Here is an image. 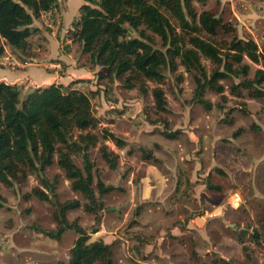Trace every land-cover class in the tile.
Segmentation results:
<instances>
[{"label": "rangeland", "instance_id": "obj_1", "mask_svg": "<svg viewBox=\"0 0 264 264\" xmlns=\"http://www.w3.org/2000/svg\"><path fill=\"white\" fill-rule=\"evenodd\" d=\"M77 1L58 0V9L53 14H44L43 17H53L55 23L57 17H62L66 11L68 14L72 12L71 17L78 18L79 8H74ZM193 6L198 14L202 11L212 12L223 23H228L234 28V31L228 34L218 30L215 40L223 48L225 46L222 43H229L234 37L253 40L257 44L258 52L264 57V0H205L204 3L193 2ZM170 20L176 25L173 19ZM46 29L48 33L52 31L51 28ZM72 30L71 24V29L63 33L62 37L56 36L63 49L66 48V37L72 36ZM177 33L182 42L187 41V34L179 29ZM148 34L154 40L155 48L164 51L160 38L152 33ZM131 35L136 36L134 33ZM31 42L34 43L33 38ZM29 57L30 55L26 58ZM242 64L249 66L247 76L227 74L225 78L218 80L217 84L222 85L224 91L218 94L206 89L203 99L207 101V105L192 100L196 88L194 77L203 81L196 70L187 73L178 65L174 72L164 70L165 78L160 84L136 79L132 82L134 88L128 89L122 80L113 77L110 69L102 68L96 78L97 88L90 92L93 113H99L95 108L98 107L95 98L101 96L106 101V112L103 104L100 103L99 107L103 108L105 113L116 112L117 116L123 115L120 120L113 117L111 121L114 124L120 123L118 128L127 130L131 140L135 141L138 135L139 146L131 148L133 152L136 149V156L142 158L144 153H149L152 159L148 162L156 164L160 169H163V166L155 156L162 157L165 144H172V152H178V145L182 144L188 154L191 152L187 160L191 168H188L186 182L183 179L178 182L176 194L169 199L170 205L165 206L163 198L166 200L168 195H171V184L166 185L163 182L158 185V200L152 199L142 206L133 203L136 204L133 207L130 198H127L133 191L130 180L140 179L146 171L137 166L138 171L131 176L134 167L120 156L116 164L120 176L118 179L114 170L101 158L98 150V147L104 144V131L109 128L97 123L92 132L97 135L98 144L86 150L88 160L93 164L95 210L86 211L84 207L88 205V200L81 193L71 190L66 170L57 165V155L53 156L52 165L44 171L19 168L9 186L0 183V192L4 199L0 208V264L67 263L69 250L77 238L76 232L72 229L66 230L59 240L48 237L46 233L56 229L53 215L57 205L71 201H78L80 206L66 213L67 220L81 226L91 240H94L95 232L105 225L107 234L114 238V242H121L123 239L128 245L135 238L131 237V229L134 224H139L137 217H141L145 222L155 220L152 212L138 214L140 208L145 210L153 203H161V221L163 224H175L178 217L186 219L199 216L204 210H214L215 206H219L225 213L226 221L234 223L232 228L224 226L223 231V235L233 236L237 242L230 264H264V80L252 88L260 92L259 96H253L251 89L240 85L243 80H252L257 70L264 71V59L253 63L244 57ZM201 65L208 76L217 68L224 71L222 65L216 66L204 57H201ZM233 68L237 69V65L233 64ZM141 87L146 89L145 93L140 92ZM154 87H160L167 99V110L163 113L155 109L151 95V89ZM25 95L22 92V96ZM99 119L107 124L103 118ZM145 125L148 128L151 126L153 132H141L140 128ZM210 127L216 133L219 147L216 160L217 169L220 170V173H214V176L209 178L211 185L219 187L211 190L202 187L204 180L199 175L204 171L192 168L201 152L195 151L194 148L200 147L198 142L202 139L201 135L206 132L205 128L209 130ZM168 134L175 136L171 138ZM106 147L110 149V146ZM71 156L75 165L83 169L81 153L72 152ZM98 183L111 186L112 189L100 195ZM151 185H155V181L151 182ZM34 189L45 191L49 199H39L32 193ZM117 207L121 210H117ZM109 208L116 210L107 211ZM157 220L159 221V216ZM108 228H112L111 232ZM161 236L165 235L150 234L141 237H144L145 241H152L154 238L160 240ZM189 237L193 239L194 234L189 233ZM193 258L189 259L190 263L185 264H228L218 259L196 262Z\"/></svg>", "mask_w": 264, "mask_h": 264}, {"label": "trees", "instance_id": "obj_2", "mask_svg": "<svg viewBox=\"0 0 264 264\" xmlns=\"http://www.w3.org/2000/svg\"><path fill=\"white\" fill-rule=\"evenodd\" d=\"M193 2L204 3L205 0H84L78 19L72 23L71 39L88 55L92 66L110 69L113 77L122 80L128 89L134 88L132 82L136 79L160 84L165 78L164 70L174 72L178 65L187 73L196 70L203 81L194 77L196 88L192 100L207 105L203 99L206 89L223 93L218 80L227 74L247 76L249 66L242 64L244 57L253 63L264 57L253 40L234 37L229 43H222L223 48L215 40L218 30L228 34L234 28L212 12L198 14ZM57 9L58 0H0V40L15 48L23 59L29 55L28 37L36 31L30 28L33 21ZM177 29L188 35L186 42L181 41ZM148 32L160 38L164 51L155 48ZM133 33L136 36H132ZM201 57L216 66L222 65L224 71L217 68L206 75ZM263 80L264 71L257 70L252 80H243L240 85L251 89L253 96H259L260 92L252 88ZM140 92L145 93L146 89L141 87ZM151 95L156 111L165 112L168 104L163 90L154 87ZM97 123L90 94L84 91L50 85L36 88L23 97L19 87L0 82V183L9 186L22 167L28 171H44L57 155V165L66 170L71 190L88 200L86 211H94L93 164L86 150L98 144V137L92 132ZM103 137L122 145L107 130ZM98 150L108 167L115 169L118 156L104 144ZM72 152L81 153L83 169L73 162ZM143 158L152 159L149 153H144ZM111 189L98 183L100 195ZM32 193L41 200L49 199L43 190L34 189ZM3 200L0 192V208ZM79 206L78 201L58 204L53 215L56 229L46 233L55 240L66 230L72 229L77 234L68 262L59 264H112L111 245L101 240L89 242L86 231L67 220L66 213Z\"/></svg>", "mask_w": 264, "mask_h": 264}, {"label": "crops", "instance_id": "obj_3", "mask_svg": "<svg viewBox=\"0 0 264 264\" xmlns=\"http://www.w3.org/2000/svg\"><path fill=\"white\" fill-rule=\"evenodd\" d=\"M82 1L84 3V0H78L74 8H80L83 4ZM43 16L34 20L30 26L31 29L36 31L32 32L28 37L30 44L29 58L24 56L21 59L15 48L0 40V49H2L0 51V82L17 86L24 94H28L35 88L60 85L64 88L81 90L91 95L90 92L97 88L96 78L102 67L92 66L88 55L82 54L79 45L73 42L71 36L66 37L65 49L62 48L63 46L57 38L68 32L71 29V24L78 18L71 17L72 12L68 14L65 11L62 17H57L56 22L53 23L55 21L53 17ZM46 28H51L52 31L48 33ZM32 38L34 43L31 42ZM95 100L98 103V107L95 108L99 110V113L97 115L94 114V116L98 120V125L109 128L105 130L114 134L122 143L121 146H118L110 139L104 140V144L110 146L108 151L115 153L118 158L121 156L125 161L130 162L129 165L135 169L131 172V176H134L135 171H138L137 166L143 167L146 171L140 179H135L134 181L129 179L132 183L133 191L131 189L132 192L127 195V198L132 201V206L135 207L136 204H138L137 206L145 205L152 199L154 201L158 200V185L163 182L166 185L167 183L171 184V195H168L166 200L165 197L163 198L165 206L170 205L169 199L176 194L178 182H181L182 179L186 182L185 177L187 176L188 168H191V165L187 163L191 152L188 154L182 144L178 145V152H172L170 150L172 144L166 143L162 150V157L155 156L159 164H162L163 169H160L156 164L149 163L143 157L138 158L136 149H134L135 152L131 149L139 146L138 135L135 138L136 142L131 140L132 137L127 130L118 128L120 123L114 124L111 121L113 117L120 120L119 118L123 117V115L117 116L116 112L115 114L105 113L106 101L101 96H98ZM100 103L104 105L105 112L103 108L99 107ZM100 117L107 124L103 123L102 119H99ZM146 125L141 127L140 131L153 132V129L150 128L151 126L148 128ZM205 130L206 132L201 135L202 139L198 142L200 147L194 148L195 151L201 152L197 160L195 159L192 168L196 171H204L203 174L199 175L204 180L203 189H218L219 187H215L208 182L209 178L214 176V173H220V170L217 169L216 160L219 150L216 133L212 127L209 130L205 128ZM198 143H195V145H198ZM113 170L119 179V171L116 168ZM153 181H155V185L152 186L151 182ZM159 201L162 202L161 200ZM133 203L136 204L134 205ZM158 205L153 203L152 206L145 210L143 208L139 209L138 214L152 212L155 220L145 222L141 217H137L139 224H134L131 229V237L135 238L130 239L129 245L123 239H121V242H114V238L107 234L105 225L102 226V229L95 232L94 240H91L89 236V242L101 240L105 244L111 245L113 252L112 264H185V262L190 263L189 259H192V257H194L193 260H196V262L218 259L230 264L237 242L233 236L223 235L224 226L232 228L234 223L226 221L225 213L222 212L221 207L215 206L214 210H204L199 216H190L186 217V219L178 217L175 224H163L160 215L163 207L161 209V203ZM227 206L228 203H226ZM116 209L121 210L120 207ZM116 209L109 208L107 211H115ZM158 216L159 221L157 220ZM106 217L107 215L104 216V218ZM108 230L111 232L112 228H108ZM189 233L194 234L193 239H189ZM150 234L165 236H161L160 240L154 238L152 241H145L144 237H141L149 236ZM129 246L131 252H129ZM94 264L101 263L96 262Z\"/></svg>", "mask_w": 264, "mask_h": 264}]
</instances>
